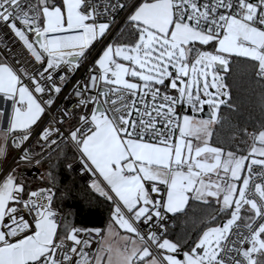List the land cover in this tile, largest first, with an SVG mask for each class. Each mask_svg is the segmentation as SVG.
Segmentation results:
<instances>
[{
	"label": "snow or ice",
	"instance_id": "snow-or-ice-1",
	"mask_svg": "<svg viewBox=\"0 0 264 264\" xmlns=\"http://www.w3.org/2000/svg\"><path fill=\"white\" fill-rule=\"evenodd\" d=\"M121 12L135 38L108 42ZM0 26L33 63L0 58V95L11 101L7 117L0 110V157L11 146L39 165L46 153L29 142L47 113L37 142L75 148L110 203L104 228L78 227L53 206L51 172L50 187L32 190L6 170L0 264H264V123L243 131L246 150L213 142L221 107L234 108L221 71L245 58L264 82V0H0ZM96 44L105 46L75 81L76 103L62 108L57 97ZM190 200L215 206L221 222L174 240L169 214Z\"/></svg>",
	"mask_w": 264,
	"mask_h": 264
},
{
	"label": "trees",
	"instance_id": "trees-1",
	"mask_svg": "<svg viewBox=\"0 0 264 264\" xmlns=\"http://www.w3.org/2000/svg\"><path fill=\"white\" fill-rule=\"evenodd\" d=\"M128 2L133 4L136 0ZM124 14L126 13L122 12V16ZM134 38L135 33L125 19L108 42L131 41ZM100 46L101 44H96L92 54ZM224 76L230 87L234 108L221 107L222 122L214 130L213 142L226 148L239 147L246 150L250 141L243 131L258 130L264 123V82L254 77L252 64L245 58L234 59ZM8 155L11 158L13 152L8 151ZM78 162L77 151L69 144L61 143L53 152L44 155L39 165L35 162H21L15 168L32 190L50 187L48 173L51 172L55 177L56 192L53 206L62 218L71 220L78 227L104 228L109 222L110 203L78 178L73 169ZM68 164L72 165L71 169L67 167ZM214 215L216 220H212ZM173 216L174 224L168 232L169 237L174 240L195 239L206 226L221 222V215L217 213L215 206H204L192 200L183 213Z\"/></svg>",
	"mask_w": 264,
	"mask_h": 264
},
{
	"label": "built area",
	"instance_id": "built-area-1",
	"mask_svg": "<svg viewBox=\"0 0 264 264\" xmlns=\"http://www.w3.org/2000/svg\"><path fill=\"white\" fill-rule=\"evenodd\" d=\"M33 2V1H32ZM127 14H124L122 16V12L116 17L117 23L116 26L113 28V30L118 27V25L122 22V20L126 17ZM112 30V31H113ZM105 45L101 44V46L88 57L87 61H83L79 67V69L77 71H75L74 73H71L69 75L68 81L65 84V86L62 89L61 94L57 97V103L59 105H61V107H65V106H71L73 104L76 103V97L73 95V86L75 81L77 80H85L88 76V72L87 69L88 67H90L92 65V63L94 62V60L97 58V53L102 51V48ZM11 48L12 52L9 53L8 49ZM0 56L2 57V59H5L6 61H8L9 63L14 62L15 60L19 59L21 64L24 65L26 68H28L29 70L32 69L33 67V63H32V58L30 57V55L27 53L26 49L22 46V44H20L16 38L14 37V35L12 33H10L5 27L0 26ZM73 111H79L77 109H72ZM53 116L60 118V114L59 112H53L52 113ZM47 113L45 114V116L41 117V121L38 122V126H34V128L36 129V131L33 132V136L32 138H30V142H29V148L30 151H32L33 153H40L41 151L45 152L47 154H50L51 152H53L61 143H58V145L52 146L51 149H48L46 147H43V145L41 143H38V137H39V132L44 128L49 126L50 123H52L51 120L46 119ZM76 124V120L75 118L72 119H68L65 121L63 127L64 129H68L70 127H73ZM55 126V125H53ZM70 145V144H69ZM71 146V145H70ZM73 148V147H72ZM75 150V148H73ZM8 151H12L13 155L10 158L9 162L7 165H5V162L3 160L2 164H1V173L0 176H3L6 170H9L13 167H15L17 164L21 163L18 161V156L19 153L17 150H15L14 148H12L11 146H9ZM8 153V152H7ZM8 155V154H7ZM34 162V161H33ZM73 169L76 173V175L78 176V178L86 183L89 184L93 177H91L90 173H85L84 169L82 168L80 161L78 163H76L73 166ZM162 192L161 195L164 194L163 192V186H161ZM62 217V215H61ZM168 224V229L171 228L174 224V216L172 214H169V219L167 221ZM93 249L96 248L98 246V241L99 238L97 237H93Z\"/></svg>",
	"mask_w": 264,
	"mask_h": 264
},
{
	"label": "crops",
	"instance_id": "crops-1",
	"mask_svg": "<svg viewBox=\"0 0 264 264\" xmlns=\"http://www.w3.org/2000/svg\"><path fill=\"white\" fill-rule=\"evenodd\" d=\"M0 110H3L6 114V117L11 113V101L5 100V98L0 95ZM7 119L0 121V124L6 125ZM93 179H95L93 177Z\"/></svg>",
	"mask_w": 264,
	"mask_h": 264
},
{
	"label": "rangeland",
	"instance_id": "rangeland-1",
	"mask_svg": "<svg viewBox=\"0 0 264 264\" xmlns=\"http://www.w3.org/2000/svg\"><path fill=\"white\" fill-rule=\"evenodd\" d=\"M33 1L35 2V0H33ZM136 1H137V0H136ZM220 74H221V75H224L223 72H221ZM199 114H200V113H199ZM199 114H198V116H199ZM7 154H8V153H7ZM3 160H4V162H5V165H7L8 162H9V160H10V156H9V155H6V156H4V157H1V161H0V173H1V164H2ZM90 184H91V182L89 183V185H90ZM118 231H120V235H124V233H123L122 230H118ZM113 239H114V243L117 244V245L122 243V241H120L118 237H114Z\"/></svg>",
	"mask_w": 264,
	"mask_h": 264
},
{
	"label": "water",
	"instance_id": "water-1",
	"mask_svg": "<svg viewBox=\"0 0 264 264\" xmlns=\"http://www.w3.org/2000/svg\"><path fill=\"white\" fill-rule=\"evenodd\" d=\"M142 0H137L135 3H140ZM125 20V18L122 20V22L118 25V27H116L114 30H113V33H115L117 31V29L120 27V25L123 23V21ZM207 115H208V111H207V107L205 109V112L204 113H200L199 116L200 117H203V118H207Z\"/></svg>",
	"mask_w": 264,
	"mask_h": 264
}]
</instances>
